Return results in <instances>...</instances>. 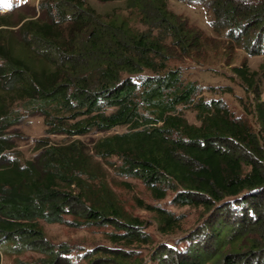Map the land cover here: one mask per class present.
I'll use <instances>...</instances> for the list:
<instances>
[{"label": "trees", "instance_id": "1", "mask_svg": "<svg viewBox=\"0 0 264 264\" xmlns=\"http://www.w3.org/2000/svg\"><path fill=\"white\" fill-rule=\"evenodd\" d=\"M96 1L118 4L99 12L89 0H41L16 20L0 16V248L40 254L15 264H67L68 246L46 240L42 223L112 226L113 247L84 252L88 264H142L133 247L152 240L125 211L107 166L155 201L171 191L173 204L206 213L182 250L158 244L155 264H264V62L231 66L255 124L202 97L182 69L229 65L236 49L264 54V0H182L208 11L213 36L168 0ZM26 116L42 117L46 137L67 140L41 138L31 158L11 156ZM117 126L126 129L80 138ZM138 203L162 234L178 226L169 210Z\"/></svg>", "mask_w": 264, "mask_h": 264}, {"label": "rangeland", "instance_id": "2", "mask_svg": "<svg viewBox=\"0 0 264 264\" xmlns=\"http://www.w3.org/2000/svg\"><path fill=\"white\" fill-rule=\"evenodd\" d=\"M40 1L0 0V16L11 17L12 14L13 20H16L21 15L32 13V8H36ZM89 3L99 12H105L118 4L101 3L96 0H89ZM168 7L175 13L186 17L190 23L198 26L207 35H214L208 23L209 13L202 5L189 4L182 0H168ZM243 60H246L250 69L257 70L259 65L264 62V54L250 55L245 50L236 49L228 61L229 65L217 62L210 66H200L185 62L182 69L186 79L196 81L201 87L200 95L202 97L206 99H222L233 114L237 116L243 115L250 122L254 123L253 117L247 110L243 109L242 105L243 102L245 104L249 103L248 97L231 71V66L238 65ZM261 98L264 100V82ZM182 112L190 123H198L195 118V112L192 109L182 107ZM16 128L22 133V137L16 141L15 147L11 150V156H17L21 160L31 158L36 153V144L41 138H48V140L53 142L67 140L63 135H50L46 137L44 132L45 125L42 117L39 116H26ZM125 129V126H117L107 132L88 134L80 138L89 142L91 139L99 136L120 132ZM104 168L108 172L109 182L122 202L125 211L129 215L135 216L145 222L143 231L147 232L152 240L148 244L133 247V255L135 256L132 258V261L137 257L136 259H142V264H155L156 261L152 257L157 255L154 251L158 244L167 243L177 250L185 248L186 244H188L186 237L198 230L202 221L206 218V213L201 207L194 208L173 204L171 199L174 192L171 191L164 199L155 201L150 192L138 179L130 177L120 178L115 176L113 171L107 166H104ZM138 200L148 204H156L161 208L169 210L174 216L179 218L178 226L171 233L162 234L157 230L154 214L140 207ZM42 225L46 240L54 245L66 244L68 246L69 252L66 258L69 261L67 264H88L86 258L83 257L84 252L93 250L97 246L105 245L110 247L114 245L106 237L107 233L115 231L112 226L98 227L96 225H89L76 228L58 223H42ZM0 254V264H15L16 259L29 261L40 257V254L34 252L16 254L11 251V253H6L2 248H0ZM101 259L105 262L104 264H113L110 258L103 257Z\"/></svg>", "mask_w": 264, "mask_h": 264}]
</instances>
